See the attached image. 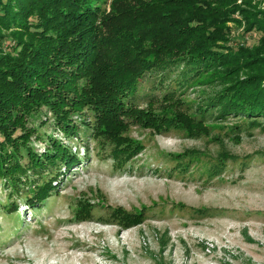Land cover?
I'll return each mask as SVG.
<instances>
[{
  "label": "trees",
  "instance_id": "1",
  "mask_svg": "<svg viewBox=\"0 0 264 264\" xmlns=\"http://www.w3.org/2000/svg\"><path fill=\"white\" fill-rule=\"evenodd\" d=\"M238 2L0 0V180L18 194L26 185L27 205L36 208L58 185L55 179L42 185L39 180L58 169L59 161L77 164L55 137L44 153L35 150L33 138L43 139L30 124L43 114L53 115L58 130L71 137L72 118L87 111L94 136L113 146L119 166L144 151L142 143L127 137L131 125L155 135L179 130L196 138L206 134L204 119L211 113L259 126L264 10L256 0ZM229 23L245 26L246 35H258L257 42L229 46ZM154 72H177L180 88L213 85L215 95L196 113L201 119L181 111L172 96L158 113L152 106L130 105L126 99ZM11 206L18 211L16 201ZM80 209L77 222L93 220L92 206ZM116 212L123 230L144 221L141 211Z\"/></svg>",
  "mask_w": 264,
  "mask_h": 264
},
{
  "label": "rangeland",
  "instance_id": "2",
  "mask_svg": "<svg viewBox=\"0 0 264 264\" xmlns=\"http://www.w3.org/2000/svg\"><path fill=\"white\" fill-rule=\"evenodd\" d=\"M255 5L264 10V0ZM228 26L229 46L257 42L245 26ZM179 82L177 72L147 74L126 100L158 113L172 96L195 115L217 91ZM204 120L207 132L196 138L131 125L127 137L144 151L123 166L113 146L94 136L87 111L72 118L71 137L50 113L32 121L43 139L32 141L39 154L55 137L77 164L59 161L39 180L58 185L36 208L27 205L26 185L18 194L0 180V264H264V117L256 127L211 113ZM80 204L92 206V221H76ZM114 209L141 211L144 221L123 230Z\"/></svg>",
  "mask_w": 264,
  "mask_h": 264
}]
</instances>
